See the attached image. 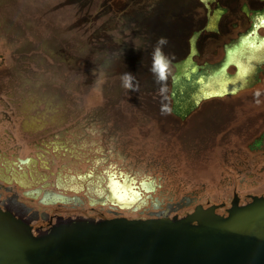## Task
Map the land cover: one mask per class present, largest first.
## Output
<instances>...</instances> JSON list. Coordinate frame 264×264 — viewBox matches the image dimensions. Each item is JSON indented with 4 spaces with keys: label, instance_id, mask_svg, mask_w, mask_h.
<instances>
[{
    "label": "flooded vegetation",
    "instance_id": "obj_1",
    "mask_svg": "<svg viewBox=\"0 0 264 264\" xmlns=\"http://www.w3.org/2000/svg\"><path fill=\"white\" fill-rule=\"evenodd\" d=\"M74 3L66 0L69 18L64 26L29 22L24 1L0 0V210L26 221L37 235L61 218H181L197 206H214L215 213L225 216L234 200L241 205L252 196H264L243 198L234 191L229 202L201 204L182 197L183 191L181 199L170 200L169 184L164 183V174L173 172L169 146L150 141L174 136L173 149L186 164L196 161L210 136L223 130L229 135L225 112L253 95L257 76L264 73V36L253 46L238 44L264 28L257 21L264 0L82 1L83 29L88 30L96 13L99 46L109 43L119 50L122 70L144 77L141 91L155 89L149 63L161 36L169 41L164 51L172 66L192 63L203 73H219L202 89L194 72L174 76L177 86L171 91L183 104H171L177 118L168 124L145 118L155 109L151 104H131L133 111H147L140 118L136 113L133 118L105 117L103 108L99 118H90L74 103ZM92 6L97 10L92 12ZM51 9L44 7L43 12ZM250 25L253 30L243 35ZM131 46L139 48V58L136 52L128 54ZM187 95L191 102L183 101ZM208 126L218 127L212 134L201 130ZM263 142L261 134L248 149L264 158ZM109 180L123 181L138 196L136 203L116 202Z\"/></svg>",
    "mask_w": 264,
    "mask_h": 264
},
{
    "label": "rangeland",
    "instance_id": "obj_2",
    "mask_svg": "<svg viewBox=\"0 0 264 264\" xmlns=\"http://www.w3.org/2000/svg\"><path fill=\"white\" fill-rule=\"evenodd\" d=\"M22 1L25 2L27 12L25 17L26 20H30L29 22L44 24L63 23L64 26L66 25L69 18L66 0ZM59 3H61L60 8ZM81 6L82 4L79 0H75L73 11L75 24L74 74L72 78L74 103L80 109L87 110L90 118H99L102 114L100 112L102 108L105 109V117L117 115L116 117L122 118V115H125L126 118H133V114L136 113L137 117L140 118L147 111H143L140 108L136 111L131 110V104L134 103L151 104L155 109L148 111L150 115L145 118L158 120L157 124H168L166 121L177 118L173 115L172 109L170 115H161L160 95L157 92L159 85L156 83L152 84L155 89L150 92H147L148 90L131 92L121 86L120 78L126 69L122 70L118 61L121 55L118 49L117 51L115 50L114 46L107 43L106 46L103 45L104 47L101 50H96V54L91 55L88 50L90 44L97 43L99 45L102 43L100 30L97 29L98 24L96 23L98 22V16L95 13L93 15V23L89 25L88 30H84L82 27L84 18L79 10ZM44 7L52 9L50 12H43ZM92 7V12L97 10L96 6ZM257 16L259 23L264 25V11ZM211 19H214V15L211 16ZM254 22L255 18L251 20V24H254ZM251 30H253V27L250 25L242 34L247 35ZM256 34L258 37H263L264 28L257 29ZM251 37L248 38L247 35L238 44L241 46H253ZM127 49L131 50L128 54L136 52L139 58L138 47L131 46ZM150 65L149 63V68ZM93 69L96 70L95 74ZM231 69L228 68L226 73L232 74ZM179 72L187 73L188 76H192V73L190 74L189 72H194L198 76L197 80H199L201 89L208 85L213 78V80H216L219 76V73H211L210 69L208 73H203L202 69L192 63H184L180 67L179 65H171V75L167 86L170 108L174 102L183 104L179 96L175 97L171 91V86H177L173 84V77ZM134 75L141 86V81L144 77L142 78V75H137L136 73ZM150 75L153 77L151 72ZM188 78L195 79L193 77ZM257 79L259 82L253 86V95H248L246 99L238 103L237 109L225 112L226 119L231 124L229 135H224L223 130L220 134L206 139V145L198 152L196 161H186L185 164L177 158V153H175L172 144L174 136H170L169 139L165 137L162 140H156V138L150 140L153 144H168L169 146L170 166L173 172L169 175L164 174V183L169 184L168 197H170V200L181 199V196L184 195L183 191H185V195L182 197H193L195 203L201 204H207V202H229L234 191H237L243 198L249 194H264V158L261 152H251L248 149V146L250 147L259 135L264 134V73L259 74ZM58 80L61 81L60 79ZM183 101L186 103L191 102L188 95ZM176 111V113L179 112L177 109ZM217 127L208 126L201 128V130H206L209 134H212ZM168 133L164 132L163 134ZM228 149H232V152L226 153ZM260 149L264 153V142ZM183 185H185V190H180ZM191 192H194V195ZM183 208L180 213H184L187 210L186 206Z\"/></svg>",
    "mask_w": 264,
    "mask_h": 264
},
{
    "label": "water",
    "instance_id": "obj_3",
    "mask_svg": "<svg viewBox=\"0 0 264 264\" xmlns=\"http://www.w3.org/2000/svg\"><path fill=\"white\" fill-rule=\"evenodd\" d=\"M227 212L197 206L181 218H61L33 235L0 210V264H264V196L234 200Z\"/></svg>",
    "mask_w": 264,
    "mask_h": 264
},
{
    "label": "clouds",
    "instance_id": "obj_4",
    "mask_svg": "<svg viewBox=\"0 0 264 264\" xmlns=\"http://www.w3.org/2000/svg\"><path fill=\"white\" fill-rule=\"evenodd\" d=\"M167 37L161 36L151 52V65L149 71L154 77V82L159 85L157 92L160 95L161 115H170L171 108L168 104L167 86L171 75L172 58L166 54L164 48L168 46ZM96 70L93 69L95 74ZM121 86L131 92H139L140 84L136 76L131 72H124L121 75Z\"/></svg>",
    "mask_w": 264,
    "mask_h": 264
},
{
    "label": "bare ground",
    "instance_id": "obj_5",
    "mask_svg": "<svg viewBox=\"0 0 264 264\" xmlns=\"http://www.w3.org/2000/svg\"><path fill=\"white\" fill-rule=\"evenodd\" d=\"M122 183L118 184V182H112L110 184V194L114 196V200L118 202L121 206H129L131 204L134 205L136 203V199L138 198V196L135 194V192H131L130 189H126L125 188L126 186L122 185Z\"/></svg>",
    "mask_w": 264,
    "mask_h": 264
},
{
    "label": "trees",
    "instance_id": "obj_6",
    "mask_svg": "<svg viewBox=\"0 0 264 264\" xmlns=\"http://www.w3.org/2000/svg\"><path fill=\"white\" fill-rule=\"evenodd\" d=\"M83 0H79L80 3H82ZM103 47H100L97 43H91L88 47V50L90 51L91 55L96 54V50H101Z\"/></svg>",
    "mask_w": 264,
    "mask_h": 264
},
{
    "label": "snow or ice",
    "instance_id": "obj_7",
    "mask_svg": "<svg viewBox=\"0 0 264 264\" xmlns=\"http://www.w3.org/2000/svg\"><path fill=\"white\" fill-rule=\"evenodd\" d=\"M262 46H264V45H262Z\"/></svg>",
    "mask_w": 264,
    "mask_h": 264
}]
</instances>
